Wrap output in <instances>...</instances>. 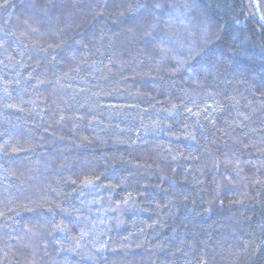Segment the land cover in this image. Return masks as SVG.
I'll return each instance as SVG.
<instances>
[{"label": "trees", "instance_id": "1", "mask_svg": "<svg viewBox=\"0 0 264 264\" xmlns=\"http://www.w3.org/2000/svg\"><path fill=\"white\" fill-rule=\"evenodd\" d=\"M94 2L0 0V264H194L209 224L264 239V48L228 28L226 72L176 82L88 26ZM206 7L264 28V0Z\"/></svg>", "mask_w": 264, "mask_h": 264}, {"label": "clouds", "instance_id": "2", "mask_svg": "<svg viewBox=\"0 0 264 264\" xmlns=\"http://www.w3.org/2000/svg\"><path fill=\"white\" fill-rule=\"evenodd\" d=\"M207 0H95L90 4L86 21L90 27L102 26L103 33L115 38L121 51L127 56L129 65L136 62L140 55L150 54L149 68L159 69L163 63L165 72H170L176 82L187 80L193 75H202L215 82L227 70L228 59L213 55L228 28L242 39L239 44H259L264 48V28L259 33L249 27L254 22L247 15L231 16L225 22L210 13ZM252 33L257 39L252 40ZM231 35V33H228ZM179 46L185 53L183 63L169 65V46ZM226 51H234L231 47ZM160 60L152 64L155 55ZM187 74V75H185ZM98 107L97 105H95ZM61 170L71 169L72 160L65 158ZM70 177H65L68 179ZM59 195V193H57ZM218 191L209 201L208 215H212V205ZM219 211H223L220 209ZM200 248V259L194 264H264V239L253 236L250 240L240 239V230L230 228L229 234L213 243L212 225H208L206 239L198 240L191 247Z\"/></svg>", "mask_w": 264, "mask_h": 264}, {"label": "snow or ice", "instance_id": "3", "mask_svg": "<svg viewBox=\"0 0 264 264\" xmlns=\"http://www.w3.org/2000/svg\"><path fill=\"white\" fill-rule=\"evenodd\" d=\"M86 182L91 183V181H86Z\"/></svg>", "mask_w": 264, "mask_h": 264}]
</instances>
